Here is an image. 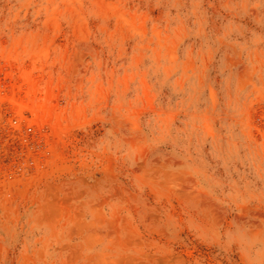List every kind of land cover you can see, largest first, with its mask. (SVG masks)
<instances>
[{"label": "rangeland", "instance_id": "rangeland-1", "mask_svg": "<svg viewBox=\"0 0 264 264\" xmlns=\"http://www.w3.org/2000/svg\"><path fill=\"white\" fill-rule=\"evenodd\" d=\"M0 264H264V0H0Z\"/></svg>", "mask_w": 264, "mask_h": 264}]
</instances>
